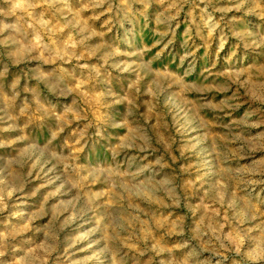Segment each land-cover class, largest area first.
I'll return each mask as SVG.
<instances>
[{
	"label": "rangeland",
	"instance_id": "rangeland-1",
	"mask_svg": "<svg viewBox=\"0 0 264 264\" xmlns=\"http://www.w3.org/2000/svg\"><path fill=\"white\" fill-rule=\"evenodd\" d=\"M0 264H264V0H0Z\"/></svg>",
	"mask_w": 264,
	"mask_h": 264
}]
</instances>
